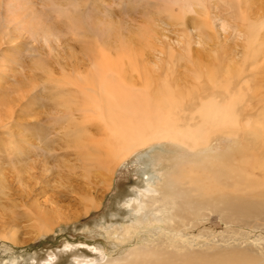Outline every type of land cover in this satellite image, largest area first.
<instances>
[{
	"label": "rangeland",
	"instance_id": "1",
	"mask_svg": "<svg viewBox=\"0 0 264 264\" xmlns=\"http://www.w3.org/2000/svg\"><path fill=\"white\" fill-rule=\"evenodd\" d=\"M168 3L0 0V264H104L111 258H126L132 249L172 251L180 259L185 252L201 253L210 264H262L256 262L264 255V218L254 209L262 210L264 197H239L235 193L243 208L253 213L233 219L236 213L228 207L234 202L228 204L222 198L233 196L232 181L218 182L224 177L210 175L235 154L237 145L226 132L212 134L210 144L195 151L152 142L134 149L122 162L117 157L114 161L118 163L113 161L112 169L106 171L86 167L77 156L81 141L87 144L90 136L91 141L101 136L97 126L103 122L97 118L98 111L94 108L96 112L92 110L95 113L85 118L84 108L90 111L93 106L87 105L82 93L74 92L76 86L72 84L79 72L83 76L91 71L93 60L99 62L105 56L119 62L126 57L136 59L141 66H148L155 84L166 79L170 84L181 85L183 81L193 88L201 74L202 90H208L209 67L217 66V60H223L222 65L233 60V53L240 58L252 23L264 42V0H241L240 6L235 0L228 5L223 0H207L208 13L194 6V11L184 14L177 5ZM239 30L244 36H238ZM258 59L256 75L252 71L247 75L252 91L246 89V93L251 95L244 93V101L237 98L243 107L238 105V111L243 109L244 114L259 110L264 114V52ZM228 70L233 72L232 64ZM222 75L224 78L225 72ZM152 94L155 97L144 96L151 107L161 99L160 94ZM80 101L83 106L77 108ZM80 118L89 122L83 124ZM8 142L14 143L13 148H7ZM183 156L195 159L181 163L186 182L196 176L194 165L207 160L208 167L200 175L201 187L208 195L221 198L222 203L211 202L200 210V217L177 227L160 211L169 201L162 199L151 206L142 201L146 200L145 192L151 194V187L162 183L163 174ZM252 162L258 169L264 159ZM26 195L31 196L28 199ZM46 218L50 220L47 223ZM169 244L173 248L166 247ZM232 249L240 253L220 252Z\"/></svg>",
	"mask_w": 264,
	"mask_h": 264
},
{
	"label": "bare ground",
	"instance_id": "2",
	"mask_svg": "<svg viewBox=\"0 0 264 264\" xmlns=\"http://www.w3.org/2000/svg\"><path fill=\"white\" fill-rule=\"evenodd\" d=\"M223 1L228 5V3H231L232 0ZM235 1L237 2V6H240L239 3L241 0ZM170 2L173 5H177L178 10L184 14L187 11H194V6L205 8L207 0H169L168 4H170ZM173 8L174 7H172V9ZM203 11L208 13L207 7ZM241 20L243 21V19ZM251 22L254 21L252 20ZM222 23V27L225 28L227 26L226 22L222 21ZM252 24L248 27V31L246 30L248 34L246 37H244L247 42V45L243 43L245 44V50L243 51L244 56L243 52L240 55V58L238 57L239 55H237V53H233V57L231 58L233 60L226 63L224 62V65H222L223 60H217V66L212 65L213 67H209V69H211L209 73L207 72L209 78L208 81L210 83L209 87L207 86L208 90H202L203 85L200 83L201 74L196 78V84H192L194 85L193 88H188V84L183 81L180 82L181 85H179V82L170 84L166 81L165 77V80H162L163 82L161 81V83L155 84V81L151 79V71H148V66H141L139 61H136V59L132 60V58L126 57V59L120 60L121 62H119V60L106 59L105 56V58H101L99 62L93 60L91 62V71H88L83 76L81 75L82 73L79 72V77L77 79L75 78V81L72 83L76 86V90L74 92L79 91L82 93L85 98H87L85 99L87 105L93 106V108L89 107L90 111H88V108L85 107L84 109H87V114L84 113L82 117L84 118L85 114V118L90 117L88 114L91 115L97 110V118H100L99 121L101 120L103 122L97 126L100 128L101 132V136L99 138L91 141L93 138L90 136V143L86 144L85 142L81 141L82 143L78 144L77 147L79 152H77V156L82 158L81 162L85 163L86 167H102L103 170H105L110 168V165L114 159L119 158V161L122 162L134 149L140 146L148 145L152 142L171 143L174 146L176 145L190 151H195L197 149L207 147L214 138L212 137V134H222L223 132H226V134L232 138L231 140L237 145L233 148L235 154L226 159V162H228L227 164L222 163V169L215 172V174L210 175L213 177H224V179H220L218 182L227 180L232 181L230 184L232 185L230 193L233 194V196H231V198L222 196V198L223 201L228 204L234 202L228 207L229 210L236 213L233 219H242V217L253 213L246 211L242 206V200L235 198L234 195L237 193L239 197H264V163H257L259 168L256 169V163L252 162V159L253 161L256 159H264V155L259 154H264V121L262 120V118H264V114L261 110L255 114H251L248 111V113L244 114V112L241 111L243 109L240 110L241 113L238 111L240 107L243 108L240 106L239 103L241 102H238V99H242V97L244 99V97L247 95L246 89H249L251 87L249 85L252 84H249L250 79L247 77V75L249 71H252L254 74L258 72V57L260 53L263 54L264 52V42L261 40V37L258 33L259 31L255 28L256 26ZM238 36H244V32L242 33V31L239 30ZM235 51H238L237 48ZM170 53L172 54L171 50ZM222 54L224 55V53ZM235 57H238L239 59L237 60ZM230 64H232L234 68L233 72L228 70ZM152 71L154 72L155 70ZM223 72H225L226 75H224V78H221L223 76ZM172 74H174V72ZM166 75L167 73H165V76ZM159 79L161 78L159 77ZM152 93H156V95L160 94L161 96L160 100L151 103L154 109H152L148 101H146L144 98V96L155 97L152 96ZM244 93L246 94L245 96H243ZM74 94L77 95V93ZM77 96L80 97L79 95ZM250 103H247L246 106H251ZM78 104L77 108L79 106H83L81 105V101L80 103L78 102ZM238 105L240 107H237ZM259 105L260 104L256 105V107H259ZM94 108L96 110H94ZM85 110H82V112H85ZM83 118H80V121L83 120V122L81 121L83 124L87 120L89 122V119L84 120ZM66 123L68 122H65V125H67ZM68 125H70V123ZM85 136L89 137L87 135ZM13 146V142H8L7 148L11 149ZM247 150L253 152L255 151L253 154L254 156ZM220 154L221 153H219L218 156H222ZM193 156L194 158H201V155ZM203 156L206 157V155ZM214 157L215 155L212 156V158ZM194 158L190 159L183 156L175 160L173 162L171 171L167 172L165 175L163 174V182L157 186H152L151 194L145 192L147 196L144 198L146 200L142 201L144 204L150 206L157 205L156 203L162 199L169 201L167 208L164 209L161 206L160 211L163 216L165 215V218L169 222L172 224L175 223L177 227L181 224L184 225L185 222H189L195 217H200V215H202L200 210H202L204 206H207L211 202L217 201L222 203L221 198H217L215 194L208 195L201 187L203 183V177L200 175H204L203 169L208 167V162L206 159L200 160L199 158L200 162L195 164L193 167L196 171V176H192V178L188 179V182H186L187 180L180 172L184 171L181 163L184 161L195 160ZM117 161L118 160H115L114 163ZM111 169L112 167L110 170ZM259 169L260 172L258 173L257 170ZM200 171L202 173L199 174ZM174 172H178V174ZM178 177L182 179L179 181ZM219 189L223 190V187H219ZM243 191L248 192L245 193ZM133 202L136 206L138 205L136 200L133 199ZM43 210L44 209H42V211ZM46 211L47 210L45 209V215ZM254 213L257 215L261 214L264 218V207L262 210L254 209ZM223 215L229 217L227 212H224ZM42 220L44 224L45 219ZM46 220V223L50 221L49 218H46ZM36 222L39 223L38 221ZM40 225L42 226V223ZM50 226L51 225H49V227ZM127 229L129 228L127 227ZM9 239L14 241L12 236L9 237ZM172 246L170 244L166 245V247L170 248ZM184 247L187 248L185 245ZM178 252L180 251L178 250ZM220 252L230 255H237L240 253L237 249H232L229 251L224 250ZM171 253L163 250L160 251L158 249H151L148 252L136 251V249H132L128 251L126 258L115 260H112L111 258V260L106 261L104 264H210L208 260H205L202 257L201 253L192 254L185 252L181 255V259L178 257V254ZM258 262L264 264V255L260 256V259L256 263Z\"/></svg>",
	"mask_w": 264,
	"mask_h": 264
}]
</instances>
